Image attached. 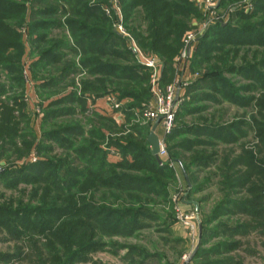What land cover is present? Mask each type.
Wrapping results in <instances>:
<instances>
[{
  "label": "rangeland",
  "instance_id": "rangeland-1",
  "mask_svg": "<svg viewBox=\"0 0 264 264\" xmlns=\"http://www.w3.org/2000/svg\"><path fill=\"white\" fill-rule=\"evenodd\" d=\"M15 1L22 17L7 24L20 50L0 58V264H31L30 252L63 263L62 246L76 243L94 250L74 264H264V46L238 36L252 41L264 20L258 0H217L211 13L188 0L195 9L167 73L131 33L146 28L135 23V0ZM114 31L121 40L94 50ZM128 70L146 80L139 108L101 83ZM210 71L215 89L186 97ZM154 83L179 90L173 132L155 131L166 148L161 174L131 166L134 150L150 148L132 139L147 142L154 125L146 117ZM99 116L120 130L109 134ZM82 147L102 149L114 169L85 178ZM57 175L61 190L52 186ZM79 199L86 212H71Z\"/></svg>",
  "mask_w": 264,
  "mask_h": 264
},
{
  "label": "trees",
  "instance_id": "trees-1",
  "mask_svg": "<svg viewBox=\"0 0 264 264\" xmlns=\"http://www.w3.org/2000/svg\"><path fill=\"white\" fill-rule=\"evenodd\" d=\"M136 3H134L135 7H141V13L137 14V18L135 20V23L137 27L144 23L146 25L145 30L137 31V29H134L131 31V33L134 36V39L138 43L139 47L142 50H147L154 52L156 54H159L161 58L164 59L163 63V70L164 73L169 72L170 66H171V61L172 58L177 54L178 50L180 49L181 46V37L186 29V20L188 18V15L191 11V7L193 9L194 6L193 4L188 0H135ZM173 1L178 2L179 5H175L172 3ZM259 4L262 6L260 9L264 11V0H258ZM191 5V6H190ZM22 7L17 4L15 0H0V58L7 52V50H13V51H19L20 50V45H19V36L18 34L12 29V27L7 24V21L11 20L13 21H20L22 17ZM127 11V10H126ZM36 13H31L29 18V22H33L34 16ZM255 33L253 34V39H244L245 34L243 33H238V36L241 38V43H249L252 45H259V46H264V20L261 21L256 27ZM215 30L218 31H224L225 28H223L220 25H216L214 28ZM263 30V31H261ZM145 32V33H144ZM115 34H103L102 36H98L97 40H100L99 42H96L97 44L95 45L96 48L100 51H107L108 46L110 42L112 41L113 38L117 40H121V35L117 32L114 31ZM146 35V36H145ZM86 36H90L86 34ZM200 39H198L199 42ZM246 40V41H245ZM198 42L196 43L198 46ZM233 44V43H232ZM238 44V43H237ZM94 47V46H93ZM93 47L90 48L91 51L93 50ZM197 50V47H196ZM90 51V52H91ZM108 52V51H107ZM130 53V54H129ZM129 53H126L127 55H131L133 58V54L129 50ZM113 52H109L108 56H113ZM3 61V60H2ZM264 62V60H262ZM207 62V61H206ZM221 66L225 65L224 60H219ZM223 64V65H222ZM264 66V65H263ZM114 68L108 67L106 69V77H109L110 75L114 76ZM133 71V70H132ZM128 70V75H121L118 78V81H108L105 80L101 83H105L106 89L107 87L113 88L116 91L122 93V98L124 96L130 97L135 105L138 108L141 106V104L147 100L148 98V92L146 89L143 88V84L141 83L146 80H141L139 83L135 82L139 78V75L136 74H129L130 72ZM211 72V71H210ZM214 73H206V75L202 76L200 79H198L193 85L190 87L186 88L184 91V94L186 97H188L190 94L194 92H199L203 90H210L215 89L214 82H217L216 79H213ZM145 79V78H144ZM226 86V85H225ZM105 89V87H103ZM105 89V90H106ZM132 106V108H133ZM175 111V121L176 117L178 115V111ZM98 120L103 122V127L105 130L110 132H114L117 130H120L119 128H116L113 121L105 118V117H98ZM136 132L140 134V131L138 129H135ZM173 132V131H172ZM131 138V137H130ZM133 145H142V146H147L149 147L148 143L145 141L144 137H133ZM125 148H130V147H125ZM135 154L134 155V161L131 164L133 168H135L137 171H142V170H149L153 171L156 174H161L163 171L162 166L158 165L155 158L151 155L150 148L147 150L144 154L145 159L142 161H139L144 157L143 155H138V150H134ZM78 154H84L83 159L85 160V163L87 165V172L89 176L87 177H93L95 178L97 174H103L102 170L103 168H106L108 170H113L114 167L112 165H108L105 162V152L102 149H98L97 151H94L92 149H87L86 147H82L79 151ZM164 166V165H163ZM94 167H101V171H92V168ZM166 168V167H164ZM165 170V169H164ZM105 172V171H104ZM96 180V179H94ZM93 179L88 181L86 183V188H91L93 186V183H96ZM53 187L61 190L58 185L60 184V180L58 175L54 177L53 179ZM77 200V199H75ZM78 201V200H77ZM79 202L82 204L79 207H76V205H72L71 207V212L74 211L77 213L78 212H86L87 204L84 202L82 199H79ZM86 204V205H85ZM69 214V213H68ZM80 222V221H79ZM75 234V233H74ZM54 234L51 235L52 239L54 238ZM48 244V243H47ZM74 245V244H73ZM72 246V245H71ZM71 246H62L64 249H62L63 254L66 253V261L61 262L59 259L51 255L50 252L47 256L44 258L43 255L41 258L43 261L41 263L38 262L40 260L39 258L35 259L33 252H30V254L26 257V260L30 261L31 264H47L48 262H56V264H74L78 263L80 260H82V257L89 251V250H94L93 245H83L82 243H76V248L75 246H72L73 248H70ZM71 249L72 252H71ZM37 256V255H36ZM47 259V260H46ZM49 260V261H48Z\"/></svg>",
  "mask_w": 264,
  "mask_h": 264
},
{
  "label": "built area",
  "instance_id": "built-area-1",
  "mask_svg": "<svg viewBox=\"0 0 264 264\" xmlns=\"http://www.w3.org/2000/svg\"><path fill=\"white\" fill-rule=\"evenodd\" d=\"M216 1L217 0H193V3H195L199 11L201 10L200 12L211 13L213 11L209 10L215 5ZM119 31L122 33L120 27ZM189 44L190 42L187 43V52H189ZM185 54L186 52L183 53V56H185ZM145 66L150 69L154 68V64L150 61H146ZM178 92L179 90H175L172 86H167L163 90H160L158 88V83H154L152 88L153 106L149 107L147 110L146 117L151 123H155V121L159 119L158 126L162 128L166 137L172 133L174 128L177 98L179 99ZM158 147V159L162 161V159L166 157V148L163 140L158 139Z\"/></svg>",
  "mask_w": 264,
  "mask_h": 264
},
{
  "label": "water",
  "instance_id": "water-1",
  "mask_svg": "<svg viewBox=\"0 0 264 264\" xmlns=\"http://www.w3.org/2000/svg\"><path fill=\"white\" fill-rule=\"evenodd\" d=\"M159 121H160L159 119H157L155 121V123H154L153 127L151 128V131L147 137V143L150 146L151 155L156 159L158 164L160 163V161L158 159L159 147H158V137L156 136L155 131L158 127ZM191 258L189 259V261L191 260ZM188 262L186 264H188Z\"/></svg>",
  "mask_w": 264,
  "mask_h": 264
}]
</instances>
